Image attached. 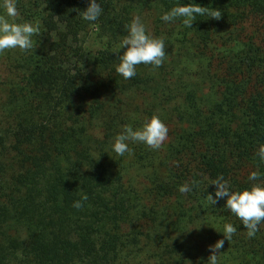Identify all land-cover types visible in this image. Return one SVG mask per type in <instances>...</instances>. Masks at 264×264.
Wrapping results in <instances>:
<instances>
[{"label": "trees", "instance_id": "obj_1", "mask_svg": "<svg viewBox=\"0 0 264 264\" xmlns=\"http://www.w3.org/2000/svg\"><path fill=\"white\" fill-rule=\"evenodd\" d=\"M97 2L89 22V0H16L15 22L40 32L32 50L0 54V264H208L228 223L219 264H264V223L249 238L227 197L206 199L220 175L231 191L264 182L248 179L264 173V0ZM188 3L222 17L161 19ZM136 16L166 59L124 79L118 45ZM153 115L169 130L162 147L117 155L123 126Z\"/></svg>", "mask_w": 264, "mask_h": 264}, {"label": "clouds", "instance_id": "obj_2", "mask_svg": "<svg viewBox=\"0 0 264 264\" xmlns=\"http://www.w3.org/2000/svg\"><path fill=\"white\" fill-rule=\"evenodd\" d=\"M0 7L5 10L0 15V54L6 50L19 48L22 51L32 50L34 47L33 37L39 35V23L31 22L17 23L16 18L20 15L16 5V0H3ZM103 9L97 0H89V5L81 12L85 21L95 22L102 14ZM207 15L211 19L220 20L222 12L218 9L202 7L198 4L188 3L177 5L165 12L161 19L165 22H174L182 19L185 27L192 28L198 16ZM127 35L123 36L119 49H126L119 55L120 63L116 67V72L124 79H131L136 75L138 65H151L157 69L163 65L166 59V45L163 37L157 38L150 35L145 24L139 16L132 19L126 26ZM168 127L156 115L147 120L139 129H134L130 124L124 125L122 131L115 137L113 151L123 156L125 153L131 154L129 142L143 143L152 150H159L168 138ZM256 155L261 162H264V144L258 147ZM264 173L252 171L249 181H261ZM216 186L215 198L208 194L206 199L211 205L217 204L218 200L227 197L225 207L230 210L240 221L247 235L252 238L259 231V225L264 223V182L254 183L250 190L231 191L230 185L222 175L212 181ZM199 181L193 180L179 187L182 194L189 193L193 187H198ZM88 199L87 195H82L80 200L73 202V207L77 210L82 209L84 202ZM237 229L231 223L224 225L223 237L214 245L209 247L212 253L208 258V264H219L218 256L224 247L225 240L230 241Z\"/></svg>", "mask_w": 264, "mask_h": 264}]
</instances>
